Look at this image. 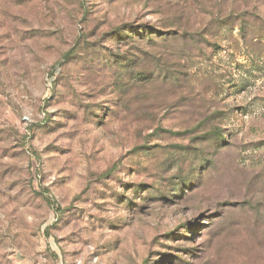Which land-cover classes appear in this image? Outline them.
Returning <instances> with one entry per match:
<instances>
[{
    "label": "rangeland",
    "instance_id": "obj_1",
    "mask_svg": "<svg viewBox=\"0 0 264 264\" xmlns=\"http://www.w3.org/2000/svg\"><path fill=\"white\" fill-rule=\"evenodd\" d=\"M0 264H264V0H0Z\"/></svg>",
    "mask_w": 264,
    "mask_h": 264
}]
</instances>
